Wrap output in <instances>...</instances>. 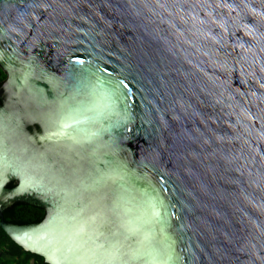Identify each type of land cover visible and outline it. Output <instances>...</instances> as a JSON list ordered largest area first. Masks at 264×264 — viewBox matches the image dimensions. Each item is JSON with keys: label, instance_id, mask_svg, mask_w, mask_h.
Instances as JSON below:
<instances>
[{"label": "water", "instance_id": "water-1", "mask_svg": "<svg viewBox=\"0 0 264 264\" xmlns=\"http://www.w3.org/2000/svg\"><path fill=\"white\" fill-rule=\"evenodd\" d=\"M0 68V215L44 209L0 220L23 249L264 264V0H0Z\"/></svg>", "mask_w": 264, "mask_h": 264}, {"label": "trees", "instance_id": "trees-1", "mask_svg": "<svg viewBox=\"0 0 264 264\" xmlns=\"http://www.w3.org/2000/svg\"><path fill=\"white\" fill-rule=\"evenodd\" d=\"M6 74L0 68V84L5 79ZM12 182L8 186H12ZM44 211L36 205L26 203H14L3 209L2 219L6 222L17 224H27L37 222L43 218ZM0 248L4 250V255L0 256V264H48L43 257L27 251L15 243L0 227Z\"/></svg>", "mask_w": 264, "mask_h": 264}, {"label": "flooded vegetation", "instance_id": "flooded-vegetation-1", "mask_svg": "<svg viewBox=\"0 0 264 264\" xmlns=\"http://www.w3.org/2000/svg\"><path fill=\"white\" fill-rule=\"evenodd\" d=\"M6 78V77H5ZM0 87H1V84H0ZM2 92H3V89L2 88H0V104L2 103V97H1V94H2ZM13 184H12V186H14V185H16V181H11ZM12 186H8V184H7V187H12ZM4 197H2L1 199H3ZM14 203H26V202H21V201H14L13 203H11L10 205H8V206H11L12 204H14ZM26 204H29V205H34V204H30V203H26ZM37 206V205H36ZM7 206H5V207H3V208H1V212H2V214L0 215V220L2 219V217H3V209H5ZM38 207H40V206H38ZM42 208V207H41ZM43 209V208H42ZM43 211H44V209H43ZM44 216V215H43ZM4 255V250L2 249V248H0V256H3Z\"/></svg>", "mask_w": 264, "mask_h": 264}, {"label": "snow or ice", "instance_id": "snow-or-ice-1", "mask_svg": "<svg viewBox=\"0 0 264 264\" xmlns=\"http://www.w3.org/2000/svg\"><path fill=\"white\" fill-rule=\"evenodd\" d=\"M25 236H27V233L25 234Z\"/></svg>", "mask_w": 264, "mask_h": 264}]
</instances>
